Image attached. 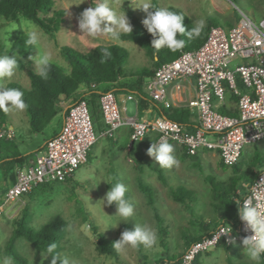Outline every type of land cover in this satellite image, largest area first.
Returning a JSON list of instances; mask_svg holds the SVG:
<instances>
[{"label":"rangeland","instance_id":"obj_1","mask_svg":"<svg viewBox=\"0 0 264 264\" xmlns=\"http://www.w3.org/2000/svg\"><path fill=\"white\" fill-rule=\"evenodd\" d=\"M217 1L214 3L213 0H152V3L154 2L160 9H167L169 6L177 8L189 17L194 26L201 19L207 23V18L211 17L220 23L233 25L239 19L240 12L247 14L257 24H260L264 19V0ZM80 2L81 0H54L51 15L60 10H67V7L71 5L66 14L60 17V29L55 36L58 46L67 47L74 53L85 52L97 45L115 44L120 46L128 52V58L122 67L128 82L134 80L131 74L136 70L151 68V61L145 56L143 49L134 42L119 39L110 40L107 37L92 38L82 34L78 28V18L85 9L94 7L96 0ZM109 3L116 6L118 12L124 11L125 14L128 11L131 12L141 24L146 16L140 9L132 7L134 0H109ZM120 3H122V9L118 7ZM29 23L34 25L41 35L38 50L33 47L30 50L29 46L24 43L27 38L26 26ZM13 27L15 29H12ZM7 40L12 44L10 49L6 47ZM14 44L18 45L17 48L24 54L13 49ZM6 51L9 54L13 51L18 53L17 58L22 63L23 69H17L15 75L10 79H0V89H6L9 83L28 89L27 71L31 70L37 73L34 58L44 52L51 55V64L61 69L64 75H69L71 70L70 65L61 57L55 47L54 41L34 23L21 17L16 21H5L0 18V54H4ZM127 109L128 115L134 113L131 103L127 105ZM4 113L2 125L13 128L15 137L10 143H3L9 148L6 150L0 148V152L3 154L0 155V160L3 156H9L12 151L21 155L30 154L43 144L50 133L58 127L60 121V117L56 116L41 133H31L25 111L9 109ZM98 144L99 141L91 149L92 157L99 151L97 159L95 160L93 157L91 161H86L76 170L72 179L63 183H50L36 191L30 199L22 197L14 205L11 213L0 216V262L8 257L5 253V245L13 229L11 221L26 205L29 225L36 230L55 216L61 217L66 222L64 236L56 245L59 256L67 257L70 264H143L141 258L145 255L148 258L158 257L159 253L156 251L161 250L159 242L158 248L155 249L146 250L141 246L139 249H128L125 252L115 250L114 255L102 254L98 251L97 237L93 228L107 240L114 242L120 238L125 229L132 230L135 223L146 224L157 231L159 241H164L163 249H170L179 242L182 233L187 230L183 214L189 215L190 212L194 214L199 207L211 203L210 185L205 181V176L213 177L216 182L227 179L216 152H213L214 156L206 151L198 153L199 160L196 161L198 166L195 168H191L193 160L182 159L178 154H175L180 161L179 168L163 169L159 167L153 157L147 155V149L141 151V148H134L129 152L123 150L120 153L116 151L111 153L110 148H96ZM11 146L12 148H10ZM42 148L43 146L40 149ZM151 167L161 170L166 177L167 186L158 181L157 174ZM137 178L154 190L156 214L162 221L160 225L154 218V212L148 207L145 197L136 186ZM117 182L127 187L128 191L125 196L133 204L135 216L133 221L120 222L117 227L105 230L108 225L118 222L120 218L115 215L117 211L115 203L110 206L105 203L101 209L102 201L100 200ZM3 183L0 180V193L2 191L5 193L7 188L5 186L2 190L1 186L5 184ZM178 186L187 190L191 189L192 203L186 202V208H182L180 204L174 202L169 195V188L174 189ZM3 192L0 196L3 195ZM86 224L91 226V233L84 230ZM15 250L23 257L26 264H51V259L47 257L46 253H36L34 248L22 238L16 240ZM247 258V254L244 252L243 259L245 260L241 262L233 257L231 262L248 264L250 261H247Z\"/></svg>","mask_w":264,"mask_h":264},{"label":"built area","instance_id":"obj_2","mask_svg":"<svg viewBox=\"0 0 264 264\" xmlns=\"http://www.w3.org/2000/svg\"><path fill=\"white\" fill-rule=\"evenodd\" d=\"M191 77L195 79L193 106L197 116L193 130L163 117L151 120L128 117L124 114L125 108L119 106L116 94L108 91L98 100L104 129L96 134L86 103L77 101L69 105L59 132L48 139L27 164L15 168V180L7 186L0 201V216L6 215V206L15 205L34 186L71 179L86 162L97 139H112L122 127L130 131L127 150L154 132L158 141L163 138L173 142L188 156L207 150L217 152L227 167L238 163L244 146L264 140V20L257 24L240 12L232 27L212 26L198 49L181 51L177 58L156 68L147 90L154 102L169 107L166 88L175 81ZM236 78L241 80L245 91L237 87ZM226 92L236 98L235 117L214 109L215 102L225 100ZM127 99L133 100V96L128 95ZM14 137L13 128L0 127V140L11 141ZM248 200L264 211V167L256 173L238 204L241 206ZM228 226L231 233H221ZM252 234L245 230L241 220L237 227L222 224L191 243L177 260L155 264H194L199 255L220 245L228 247L242 242ZM230 238L233 243H229Z\"/></svg>","mask_w":264,"mask_h":264},{"label":"trees","instance_id":"obj_3","mask_svg":"<svg viewBox=\"0 0 264 264\" xmlns=\"http://www.w3.org/2000/svg\"><path fill=\"white\" fill-rule=\"evenodd\" d=\"M152 4L154 9H160L154 2ZM53 5L54 0H0V18L5 21H16L19 17H21L34 23L44 34L54 41V45L58 49L61 57L70 65L71 68L69 75H64L61 69L51 64L46 79L29 70L27 71L29 80L28 89H23L21 86L14 83H9L7 85V88H16L24 93L23 99L28 105L27 109L24 111L28 119L29 131L31 133H41L46 128L48 123L56 116H59L60 118L64 117L69 105L77 101H84L89 109L93 129L96 134H99L104 129V123L98 100L102 93L108 91L115 94H122L126 92L136 94L139 97V112H143L149 105H151L160 117L184 125L189 130H193L194 124L192 123L191 117L186 110L177 107L164 108L149 99L143 91V88L152 78L155 69L161 64L174 60L178 57L181 51H193L198 49L206 40L209 29L212 26L220 25L218 20L212 17L207 18V23L199 37L189 38L187 34L178 36L179 39L185 40V46L182 50L171 52L167 48H161L159 51H156L151 46V41L154 37H152V35L146 31L138 19L128 11L126 16L132 26V33L131 35L122 34L119 40L134 42L142 48L145 56L151 61V68H141L136 70L131 74V76L134 77V80L124 83L121 82V80L125 78L122 67L128 58V52L120 46L115 44L97 45L85 52L74 53L67 47L57 45L55 36L60 29V17L61 15H65L67 11L60 10L51 15L50 12ZM166 10H170L184 16L182 23L186 31H190L195 27L189 17L177 8L169 6ZM227 26L230 27V24H227ZM17 46L18 45L14 44L13 49H16L19 53L24 54L17 48ZM105 48L111 52V57L102 63L103 49ZM29 49L31 50L32 48L29 47ZM17 62L19 64L18 69H23V65L18 58ZM236 81L237 87L242 92L245 91L241 80L236 78ZM81 85L84 87L82 88ZM233 100L236 102L235 97ZM217 111L228 116H237L235 114L225 112L223 109H218ZM4 117V111L0 110V127L2 126ZM12 141L13 140H0V148H5L6 150V148L9 147L4 146L3 143H10ZM32 156V153L21 155L14 151H12L9 156H3L0 160V170L3 176L9 175L8 177L10 182L13 183L15 180V168L17 166L23 167L27 164V161L32 158ZM181 158L191 159L194 161L192 162L193 166H198L196 161L199 160V157L197 155L188 156L183 150ZM86 161H91V150L87 155ZM220 166L223 168L227 167L221 161ZM151 169L156 172L158 181H160L162 185L167 186L166 177L161 170L152 167ZM231 169L233 171V176L229 177L224 182H216L211 176H205V181L210 185L211 209L218 213L223 223L237 227L240 222L238 215V207H240V205L236 203L235 198H237V184L243 178L236 176L239 171L237 163L231 166ZM244 179L249 184L253 181L246 176H244ZM48 185L49 184H40L34 186L23 197L30 199L34 196L36 191H39ZM136 186L145 197L148 207L152 209L154 212V218L160 225L162 221L156 214V208L154 205V190L145 184L140 178H137ZM168 192L171 199L180 204L182 208H186V202H192L190 199L191 192L181 186L174 189L169 188ZM11 223L13 225V229L11 231V235L7 239L5 253L8 257L10 256L13 258L14 264H26L23 257H21L15 250V242L17 239H24L34 248L36 253L43 252L47 254L46 249L48 245L51 243L57 244V242L63 238L66 230V222L59 216H55L50 219L40 229H34L29 225L28 208L26 205L22 208L19 215L12 219ZM198 225L201 229L206 230L203 233V236H206L211 232H208V225H204L202 222H199ZM93 231L96 233L98 251L102 254L114 255L115 249L112 246L113 241L107 240L102 234L97 233L95 228H93ZM186 232H188V236L185 238L187 245H190L203 237H196L193 233L189 232L188 228ZM55 253L58 254L57 248L55 249ZM49 258L51 259V257ZM196 259L194 264H196ZM161 261L163 260H160L159 262ZM228 264L234 263L228 261Z\"/></svg>","mask_w":264,"mask_h":264},{"label":"clouds","instance_id":"obj_4","mask_svg":"<svg viewBox=\"0 0 264 264\" xmlns=\"http://www.w3.org/2000/svg\"><path fill=\"white\" fill-rule=\"evenodd\" d=\"M82 2L83 0L80 3ZM122 3L118 5L121 9ZM70 6L67 7V10ZM132 7L140 9L146 14L142 24L146 31L154 37L151 41V46L156 51L161 48H167L171 52L182 50L185 46V40L179 39L178 36L187 34L189 38L199 37L206 23L201 19L194 28L186 31L182 23L183 15L166 9H154L152 0H134V6ZM150 9H153V11H149ZM78 28L82 34H86L88 37H107L110 40H118L122 34L131 35L132 33V26L125 12H118L117 7L111 5L109 0H96L94 7L85 9L78 18ZM12 29H15V27ZM26 36L24 43L38 50L41 35L34 25L27 24ZM11 46L12 44L7 40L6 47L10 49ZM17 56L18 53L15 51L11 52V54L7 51L4 54H0V79H10L15 75L19 68ZM110 57L111 52L107 48L103 49L101 62L103 63ZM51 60L52 57L47 52L34 58L37 74L40 77L47 78ZM81 87L83 88L84 86L81 85ZM23 96L24 93L16 88L0 89V110L5 112L9 109L21 112L26 110L28 105L25 103ZM147 155L153 157L160 168L173 169L180 166V161L175 155L174 146L168 143L166 139L161 138L158 142H152L147 149ZM127 191L128 189L124 184L117 182L100 200L102 201L101 209L105 203L109 206L115 203L117 209L115 215L120 218L118 222L108 225L105 230L117 227L120 222L133 221L135 216L134 206L126 199L125 194ZM238 215L245 224V230H250L253 233L243 238L244 251L253 264H261L262 260H264V211H261L251 200H248L238 207ZM84 230L91 233V226L84 225ZM231 231L232 229L228 226L221 233L229 234ZM158 242L159 236L154 228L146 224L135 223L134 228L132 230L125 229L121 233L120 238L113 242L112 246L118 252H125L128 249H139L141 246L146 250L155 249L158 248ZM233 242L230 238L229 243ZM56 248V243H51L46 249L47 257H51V264H70L67 257L61 258L59 254L55 253ZM0 264H14L13 258L10 256L6 257Z\"/></svg>","mask_w":264,"mask_h":264},{"label":"crops","instance_id":"obj_5","mask_svg":"<svg viewBox=\"0 0 264 264\" xmlns=\"http://www.w3.org/2000/svg\"><path fill=\"white\" fill-rule=\"evenodd\" d=\"M213 1H214V3L218 2L217 0H213ZM263 20L264 19H262V21ZM227 24L228 23H225V24L220 23V26L230 28L235 23L233 25H230V27L227 26ZM121 82L125 83L128 81L126 80V77H125L121 80ZM147 84L144 86L143 91L146 93L147 97L149 99H151V96L147 90ZM128 95H132L133 100H128L127 99ZM166 95H167V98L170 102L169 107L182 108L183 110H186L189 113V115L191 117V121L194 124V126H193V129H194L197 126V116H196V112H195V109L193 106L194 96H195V79L193 77H191V78H188L186 80L173 82L172 84H170L166 88ZM116 96L118 99L119 106L121 108H125L124 114L128 117H136V118H139L142 120H151V119H154L156 117H160L158 115V113L151 107V105H149L146 108V110H144L143 112H139L138 111L139 97L136 94L126 92V93H122V94H116ZM233 98L234 97L231 96V94L229 92H226L225 100L223 102H220V103L215 102L214 103V109L216 111L218 109H223L225 112L237 115L236 102L233 100ZM129 103H131L133 105L134 113L132 115L127 114V112H128L127 105ZM159 105H161V104H159ZM161 106H163V105H161ZM163 107L169 108V107H165V106H163ZM62 121H63V117L60 118V121L58 123V127L50 133V135L44 140L43 144L40 147H38L37 149H35L34 151L31 152L32 154L37 152L42 146H44L45 142L48 139H50L51 137H53L54 135H56L59 132L61 125H62ZM129 132L130 131H129L128 127H122L116 132L114 138H112V139L98 138L96 142L99 141V144L96 148H110L111 153H113L115 151L120 153L123 150H126L129 152V151H132L134 148H141V151H145L146 149H148L150 147L152 142L153 143L158 142V135L154 132H151V133H148L141 141L134 143L131 150H127L126 145L128 143V139H129ZM170 144H172L174 146L175 154H178L181 157V153H182L183 149L179 145H177L173 142H170ZM10 148H12V146ZM202 151H206V152L210 153L212 156H214L213 155L214 151H207V150H202ZM202 151H199L198 153H200ZM1 154L2 153H0V155ZM26 154H28V153H26ZM216 154H217V152H216ZM98 155H99V151L97 152V154H94V156H93L95 158V160L97 159ZM217 156H218V154H217ZM93 157L91 156V160ZM237 165H238L239 171L236 174V176H240V178H243V179L240 182H238V184H237L238 185L237 190H236L237 198H235L236 203H238V201L242 197H244L249 190L250 184L244 179V176H246L247 178H250V180H253L256 173L261 168L264 167V140L257 142V143H254V144H249V145L244 146V148L242 149L241 156H240V159H239ZM191 166H192L191 168H195L192 163H191ZM221 168L223 169L224 173H226L227 179L229 177L233 176V171H232L231 167H225V168L221 167ZM253 175H254V177H253ZM8 176L9 175L3 176V174L0 170V178H1L0 180L5 183V184L3 183L4 185L1 186L2 190H4L5 186H9L11 184ZM226 180H221V182H224ZM240 183H242V184H240ZM188 191L191 192V189ZM1 193H0V195H1ZM3 195H4V192H3ZM2 196H0V201L3 199ZM191 203H189V204H191ZM13 207H14V205H10V206L5 207V211H6L7 215L9 213H11V211H13ZM195 212L196 213H194V214H191V212H190L189 215H187L186 213L183 215H184V219H185L184 224H186L187 228L189 229V232L193 233L196 237L203 236V233L206 231V230H203L199 227V225H198L199 222H202V224L209 226V228H208L209 231L207 230L208 232L212 231L214 228L218 227L219 225H221L223 223L221 221V218L218 215V213L214 212L211 209V204L204 206V207H199V209ZM223 224H226V223H223ZM187 233L188 232L182 233L179 242L177 244H174L173 247H171L170 249H167V250L163 249L162 244H161L162 241L160 240L159 241V247H161V250L156 251L157 253H159L158 257L148 258V256L145 255L141 258V260L144 262L143 264H155V263L159 262L160 260H163V261L164 260H167V261L177 260L181 256V254L185 251V249L189 246V244L187 245V242H185L186 241L185 238L188 236ZM244 252L245 251L243 248V244L240 241L234 242L233 244H231L228 247L220 245V246L216 247L215 249L210 250L209 252H206V253L199 255L196 259V264H228V261H231L233 259V257L237 258L238 260H240L242 262L243 260H245V259H243ZM248 260L249 259L247 258V261ZM147 261H149V262H147ZM248 264H253V262L250 261V263H248ZM261 264H264L263 260H262Z\"/></svg>","mask_w":264,"mask_h":264}]
</instances>
